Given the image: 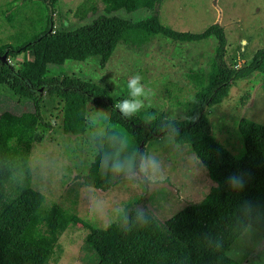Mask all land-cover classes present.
I'll return each instance as SVG.
<instances>
[{"label":"trees","instance_id":"16d2710c","mask_svg":"<svg viewBox=\"0 0 264 264\" xmlns=\"http://www.w3.org/2000/svg\"><path fill=\"white\" fill-rule=\"evenodd\" d=\"M163 1L84 0L74 17L79 22L95 17L92 22L70 31H53L60 0H20L24 6L41 5L46 18L44 30L36 35L17 46H0V57H6L5 63L0 59V85L14 96L32 99L34 106L20 115L8 111L0 115V264H50L61 248L62 234L79 223L88 229L85 244L94 252L95 264H236L227 251L237 238L251 229L264 238V125L240 119L236 127L242 152L235 154L213 137L205 113L228 96L233 81L254 73L264 77V48L243 66L230 67L225 61L227 36L222 26L212 24L200 33L165 26L158 11ZM98 2L104 6L100 15ZM128 8L153 10L137 20L115 14ZM157 36L185 43L217 40L207 69L189 75L194 94L185 105L183 120L156 109L125 117L100 85L48 77L51 65L69 60L99 57L105 68L118 45L142 51ZM20 56L23 60L18 64L7 63ZM41 88L62 102L61 128L69 138L86 133L89 104L102 112L92 134L96 155L88 172L79 177L85 186L107 191L127 180L116 167L127 137L136 143L140 164L147 143L164 136L189 145L214 186L202 201L187 205L164 222L146 208L129 204L117 221L102 229L57 204H47L45 196L31 187L29 165L32 145L41 143L53 129L41 115ZM234 174L241 177V185L230 183Z\"/></svg>","mask_w":264,"mask_h":264},{"label":"rangeland","instance_id":"374dc122","mask_svg":"<svg viewBox=\"0 0 264 264\" xmlns=\"http://www.w3.org/2000/svg\"><path fill=\"white\" fill-rule=\"evenodd\" d=\"M83 1L60 0L53 31H70L91 23L95 17L83 22L74 17ZM98 7L100 15L104 6L98 2ZM152 10L128 8L115 14L137 20L150 16ZM158 11L163 25L181 32L200 33L216 23L222 26L227 36L225 61L230 67L243 66L264 48V0H164ZM45 18L41 5L0 0V46H17L36 35L44 30ZM216 46L214 38L185 43L157 36L142 51L118 45L105 68L100 66L99 57L83 62L69 60L61 66L51 65L48 77L91 81L105 88L116 102L127 95V78L139 73L150 93L141 111L156 109L172 119L183 120L185 105L194 94L189 75L200 68L207 69ZM22 60L20 56L10 64ZM41 98V115L53 124V129L41 143L32 145L29 165L31 187L45 196L47 204H57L102 229L117 221L129 204L146 208L164 222L187 205L202 201L214 186L191 147L175 143L170 136L147 143L140 164L136 143L127 137L116 161L117 169L127 180L107 191L85 186L79 177L88 172L96 155L92 134L102 112L89 104L86 133L77 139L69 138L61 128L60 99L48 96L46 90ZM33 109L32 99L14 96L0 85V115L5 111L20 115ZM206 114L213 137L231 152L241 153L237 122L244 118L264 125L263 75L254 73L233 81L228 96ZM141 199L143 202L138 203ZM87 233L88 229L80 223L65 231L59 239L61 248L50 264H95L97 258L85 244ZM227 255L236 264H264V238L257 231L248 230L235 240Z\"/></svg>","mask_w":264,"mask_h":264},{"label":"clouds","instance_id":"9594fccd","mask_svg":"<svg viewBox=\"0 0 264 264\" xmlns=\"http://www.w3.org/2000/svg\"><path fill=\"white\" fill-rule=\"evenodd\" d=\"M127 90V95L115 102V108L125 117H132L139 113L150 95L142 76L139 73L130 75L124 83ZM230 183L234 185H241L242 180L239 175H232L229 177Z\"/></svg>","mask_w":264,"mask_h":264},{"label":"water","instance_id":"95a60500","mask_svg":"<svg viewBox=\"0 0 264 264\" xmlns=\"http://www.w3.org/2000/svg\"><path fill=\"white\" fill-rule=\"evenodd\" d=\"M216 24H217V23H216ZM218 25H219V24H218ZM0 59H1L2 62L5 63V59H6L5 55L1 56ZM44 91H45L44 88H41V89L39 90L40 96L43 94ZM206 111H207V109H205V113H206ZM141 154H142V150H140L139 156H141Z\"/></svg>","mask_w":264,"mask_h":264},{"label":"built area","instance_id":"2783aa9c","mask_svg":"<svg viewBox=\"0 0 264 264\" xmlns=\"http://www.w3.org/2000/svg\"><path fill=\"white\" fill-rule=\"evenodd\" d=\"M7 63L10 64L11 63V60H7Z\"/></svg>","mask_w":264,"mask_h":264},{"label":"bare ground","instance_id":"6f19581e","mask_svg":"<svg viewBox=\"0 0 264 264\" xmlns=\"http://www.w3.org/2000/svg\"><path fill=\"white\" fill-rule=\"evenodd\" d=\"M219 12H220V9L218 8Z\"/></svg>","mask_w":264,"mask_h":264}]
</instances>
